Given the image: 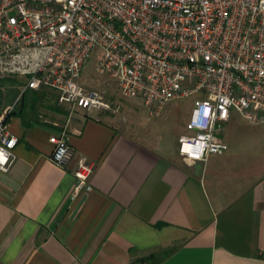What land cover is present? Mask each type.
Here are the masks:
<instances>
[{
    "label": "crops",
    "instance_id": "crops-1",
    "mask_svg": "<svg viewBox=\"0 0 264 264\" xmlns=\"http://www.w3.org/2000/svg\"><path fill=\"white\" fill-rule=\"evenodd\" d=\"M13 85H0V117L23 88ZM52 99L53 119L17 106L8 118L19 140L10 170L0 169V264H264L259 137L256 147L193 160L178 143L140 137L123 115ZM232 118L223 140L229 124L238 139ZM64 128L73 157L59 166L49 138ZM79 157L95 163L93 189L72 199Z\"/></svg>",
    "mask_w": 264,
    "mask_h": 264
},
{
    "label": "built area",
    "instance_id": "built-area-1",
    "mask_svg": "<svg viewBox=\"0 0 264 264\" xmlns=\"http://www.w3.org/2000/svg\"><path fill=\"white\" fill-rule=\"evenodd\" d=\"M92 53L97 74L123 97H141L152 116L199 94L178 138L189 159L228 150L220 133L233 111L264 124V0H0V77L23 76L22 91L50 89L58 105L119 112L104 88L81 82ZM19 97L0 117L5 172L19 140L8 124ZM49 140L51 160L65 166L66 129ZM94 167L77 158L72 199L93 189Z\"/></svg>",
    "mask_w": 264,
    "mask_h": 264
},
{
    "label": "rangeland",
    "instance_id": "rangeland-1",
    "mask_svg": "<svg viewBox=\"0 0 264 264\" xmlns=\"http://www.w3.org/2000/svg\"><path fill=\"white\" fill-rule=\"evenodd\" d=\"M98 61V55L92 53L83 69V78L81 82L87 86L95 88H104L107 91V97L115 104L120 105L119 112L107 111L108 116L115 117L116 115H123V123L127 125H133L135 130H138L139 136L148 140H157L164 138L171 144L178 143V138L181 134L188 132L187 122L189 121L194 102L199 98V94H193L187 98L177 100L170 103L175 105L173 109L162 112L159 116H152L149 110L145 107L141 97L126 98L120 94L117 82L112 80L108 76H101L97 74L95 67ZM8 81L21 83L25 81L23 76H7ZM14 84L13 86H19ZM22 89V87H20ZM1 90V89H0ZM51 91V90H47ZM43 107L39 108L42 115L53 119L54 114L49 110V106L53 107L55 100H45ZM105 111V110H104ZM46 113V115H45ZM233 127L236 123H239V134L237 139V126L233 131L230 129V125H227L223 138L227 142L229 152H239L243 149L256 147L259 141L256 138H260L261 144L264 143V134L257 135L254 132H250L252 129L248 121H245L237 112L233 111ZM253 136V137H252ZM256 136V137H254ZM232 142V144H230ZM257 143V144H256Z\"/></svg>",
    "mask_w": 264,
    "mask_h": 264
},
{
    "label": "trees",
    "instance_id": "trees-1",
    "mask_svg": "<svg viewBox=\"0 0 264 264\" xmlns=\"http://www.w3.org/2000/svg\"><path fill=\"white\" fill-rule=\"evenodd\" d=\"M8 82L7 78H1L0 77V85ZM9 82H12L11 80ZM14 84H21L17 82H13ZM25 83V81H24ZM23 83V84H24ZM20 95L18 102H17V108L19 109L20 113L23 114H34L36 113L40 107L45 106L44 101L47 97H54L55 93L52 91H47V89H42L39 91L33 90V89H25L24 91L20 90V92L17 90L16 95ZM52 110H59L57 107H50Z\"/></svg>",
    "mask_w": 264,
    "mask_h": 264
},
{
    "label": "snow or ice",
    "instance_id": "snow-or-ice-1",
    "mask_svg": "<svg viewBox=\"0 0 264 264\" xmlns=\"http://www.w3.org/2000/svg\"><path fill=\"white\" fill-rule=\"evenodd\" d=\"M3 159V155L2 154H0V160H2Z\"/></svg>",
    "mask_w": 264,
    "mask_h": 264
}]
</instances>
